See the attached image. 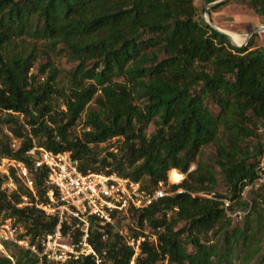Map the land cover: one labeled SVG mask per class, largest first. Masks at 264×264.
Wrapping results in <instances>:
<instances>
[{"label":"trees","instance_id":"1","mask_svg":"<svg viewBox=\"0 0 264 264\" xmlns=\"http://www.w3.org/2000/svg\"><path fill=\"white\" fill-rule=\"evenodd\" d=\"M244 2L264 20V0ZM252 38L234 46L199 20L195 0H0V123H14L20 139L18 147L0 141V155L31 168L27 151L35 143L71 150L82 171L108 167L151 189L177 169L186 177L169 191L182 192L134 211L137 229L127 224L128 232L149 229L156 237L142 243L135 264H264V167L258 168L261 150L251 160L246 141L257 137L256 122L264 120V48L253 46ZM60 52L76 66L59 112L51 100L58 76L52 62ZM93 99L96 108L87 110ZM84 112L85 130L72 136ZM15 113L23 115L22 124ZM151 122L155 130L147 136ZM113 137L121 138L120 146L101 155L97 147ZM208 145L215 147L212 163L226 194L215 192L213 164L197 160ZM261 177L256 196L241 200L243 189ZM33 178L42 197L45 171ZM3 183L0 175L5 218L21 222L32 237L53 230L54 218L17 206L27 192L22 184L9 191ZM237 206L248 207L241 223L227 214ZM101 234L93 225L90 241L106 250L108 264H128L132 249L124 237L115 229L107 240ZM14 245L11 256L0 255V264H48ZM65 264L94 263L82 257Z\"/></svg>","mask_w":264,"mask_h":264},{"label":"built area","instance_id":"2","mask_svg":"<svg viewBox=\"0 0 264 264\" xmlns=\"http://www.w3.org/2000/svg\"><path fill=\"white\" fill-rule=\"evenodd\" d=\"M117 138L113 137L111 141ZM27 154L32 159L31 168L23 160L0 155L4 187L15 191L19 183L22 184L27 192L20 195L17 206L34 208L46 218H54L55 226L52 231L32 237L8 217L0 222V232L6 240L48 264H65L82 257L90 258L94 264H108L106 250L98 251L90 241L93 225L101 228L102 240H107L114 229L118 231L132 249L128 264H135L142 243L154 242L156 237L147 230L130 234L124 225H120L122 220L164 196L182 192L181 188L166 191L163 182L153 189L147 188L141 181L122 176L108 167L100 171H82L71 150L53 151L34 145ZM41 170L45 171L46 186L42 197L33 178Z\"/></svg>","mask_w":264,"mask_h":264},{"label":"rangeland","instance_id":"3","mask_svg":"<svg viewBox=\"0 0 264 264\" xmlns=\"http://www.w3.org/2000/svg\"><path fill=\"white\" fill-rule=\"evenodd\" d=\"M218 1L220 0H195V4L197 6L198 18L199 20H203V21L206 20L205 8H207L209 12V17L215 23V25H217L219 28H221L223 31L227 33L231 32L238 36V39H237L238 44H241L245 41L246 33L251 31L255 27H257L258 25L264 24L263 18L259 16L258 14H256V12L252 8H250L244 2V0H223L225 1L224 4H221V5L214 4L212 6H208V4L215 3ZM252 41H253V46L264 48V32L261 31V32L255 33L253 35ZM39 62L45 63L46 59L43 58ZM52 63L58 69V76L56 79L57 92H55L52 96V100H51L52 105H53L54 110H57L59 112L65 111V105H64L65 95L69 93V87L72 84L69 71L74 69V67L76 66V62L68 61L67 57L64 56L63 52H60L58 57L55 58ZM37 65L38 63L35 64L34 71H36ZM86 81L90 82L89 80H86ZM88 82H85V84H87ZM99 93L100 92L98 91L94 97L98 96ZM96 106L97 105L93 99L87 104L86 109L94 110ZM208 107H210L212 110H215L214 106L211 105L210 103H208ZM15 116H18V120L21 124L24 122L23 115L21 114L18 115L17 113H15ZM84 120H85V112L79 117L75 125L70 129V133L72 136H81L82 132L85 130ZM16 127L17 126L12 122H4V121L1 122L0 123V141H10L11 144H14L15 147H18L20 143V139H18L13 132ZM154 130H155V125L153 122H151L150 125L145 130L146 135L149 136ZM255 130L257 133V137H248L246 141L251 150V154H250L251 160L253 158V155L257 151L261 150V153L257 155V159H259L258 168L259 170H261L264 167V120H258L256 122ZM120 144H121V138L116 139L114 141H110L106 145L99 146L97 147V150H99L102 155L104 149H107L110 145H113V147H115L116 145L120 146ZM34 145L37 146L36 143ZM214 154H215L214 146H211V145L205 146L202 148L201 156L197 157V160L201 159L202 162L209 163L212 165L213 164L212 159H213ZM195 167L196 165L192 164L189 170H192ZM213 167H214V175L217 180L215 192L226 194L227 184L225 183V179L218 171L219 170L218 167L214 164H213ZM179 173L181 172L179 171ZM182 175L184 179L186 177V174L182 173ZM183 179L179 183H181ZM262 181H263V178L261 177L257 179L253 184L246 186L241 193V200L248 202L251 200L252 197L256 196V194L259 192V187ZM172 184H178V183L171 182L167 174V183L164 184L166 191H169V186ZM197 194L201 196H208V197H211L214 195V193H210L209 195H207L201 192ZM224 203L227 206L229 204V201L224 199ZM247 211H248V207L244 209L242 207L237 206V207H234L232 210L227 209V214L231 216L235 222L241 223V217ZM4 218H5L4 213H0V222L4 220ZM12 220L22 231H25L24 225L21 222L16 221L14 218H12ZM128 223H132L133 225H135L134 218L132 217V215H129V217L127 218H124L120 225L121 226L126 225V228L128 229V226H127ZM181 225L182 224H179L178 227H180ZM148 232H149V229H148ZM129 233L134 234V230L129 231ZM149 234H152V233L149 232ZM14 244L15 243L12 244L10 243L9 240H6L4 236L2 235V233L0 232V255L11 256L17 249ZM187 248L190 251H192L193 249L191 246H188ZM260 254L264 255V238H263L262 250ZM261 261L263 262V257ZM158 264H168V262L164 260V261L159 262Z\"/></svg>","mask_w":264,"mask_h":264},{"label":"water","instance_id":"4","mask_svg":"<svg viewBox=\"0 0 264 264\" xmlns=\"http://www.w3.org/2000/svg\"><path fill=\"white\" fill-rule=\"evenodd\" d=\"M221 1H223V0H220V1L215 2V3H210V4H208V6H212V5L217 4V3L221 2ZM205 13H206V20H205L206 23L208 25H210L216 31L224 34L230 40L231 44H233L234 46H236L238 48H242V47L246 46L248 41H249V39H250V37L253 36L255 33H258V32H261V31L264 32V24H260L257 27H255L254 29H252L251 31H249L248 33H246L245 41L238 45V44H235L233 42V40L231 39L230 35L227 32L223 31L221 28H219L217 25H215V23L209 17V12H208L207 8H205Z\"/></svg>","mask_w":264,"mask_h":264},{"label":"bare ground","instance_id":"5","mask_svg":"<svg viewBox=\"0 0 264 264\" xmlns=\"http://www.w3.org/2000/svg\"><path fill=\"white\" fill-rule=\"evenodd\" d=\"M228 34L230 35V37L233 40V42L235 44H238L237 43L238 36L235 35V34H233V33H231V32H229ZM168 177H169V180L171 182H173V183H179L183 179V175L181 173H179L177 170H171V171H169Z\"/></svg>","mask_w":264,"mask_h":264}]
</instances>
